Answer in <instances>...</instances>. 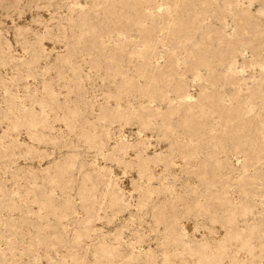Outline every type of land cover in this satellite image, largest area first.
<instances>
[{
    "label": "rangeland",
    "instance_id": "1",
    "mask_svg": "<svg viewBox=\"0 0 264 264\" xmlns=\"http://www.w3.org/2000/svg\"><path fill=\"white\" fill-rule=\"evenodd\" d=\"M0 264H264V0H0Z\"/></svg>",
    "mask_w": 264,
    "mask_h": 264
}]
</instances>
